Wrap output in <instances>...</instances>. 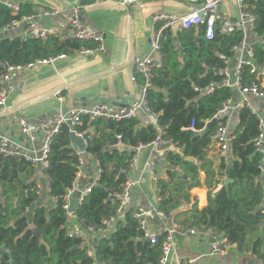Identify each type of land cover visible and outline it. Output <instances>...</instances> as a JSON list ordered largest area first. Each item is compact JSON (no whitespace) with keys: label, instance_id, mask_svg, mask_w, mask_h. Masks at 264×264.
Segmentation results:
<instances>
[{"label":"trees","instance_id":"16d2710c","mask_svg":"<svg viewBox=\"0 0 264 264\" xmlns=\"http://www.w3.org/2000/svg\"><path fill=\"white\" fill-rule=\"evenodd\" d=\"M245 10L255 16L253 32L262 38L252 44L255 65L263 69V74L251 73L250 65L242 68L244 84H260L264 78V0H244ZM32 5L19 4V12L0 5V24L32 13ZM175 35V36H174ZM176 37L178 46L173 43ZM243 37L242 30L223 35L216 31L213 39H206L203 26L197 29L178 30L175 34L169 28L161 32V52L163 64L153 76L154 87L148 93V108L158 114L156 124L164 128V136L183 146V155L166 157L170 165L184 167L187 179L174 170H167L168 180L161 181L159 209L169 214L179 205L166 189H186L200 184L198 169H205L214 178L205 149L216 125L202 130L206 121L212 119L221 103L234 96L232 89L220 87L213 93L204 94L209 83H219V71L223 67V57L233 53ZM93 41L63 40L49 37L45 40L29 39L22 42L18 36L0 38V74L3 64L28 63L38 58L58 54H70L83 49H93ZM178 48L182 49V54ZM211 68L210 71L207 69ZM218 71L214 72L212 69ZM1 88V84H0ZM239 123L234 128L230 151L236 159L228 169L232 180L215 193L208 196V205L198 209L192 207L189 226L212 227L222 232L229 242L236 243L240 250L250 252L251 258L264 264V215L257 208L261 200V187L257 180L258 164L262 156L256 152L254 139L260 132L256 117L246 108L239 111ZM194 120L198 132L182 128ZM136 118L111 120L104 118H81L76 129L84 132L88 140L86 150L94 155L102 169L99 186H107L109 192L94 186L78 205L72 220L100 227L102 219L114 212L118 199L111 197L121 191L127 181L129 163L139 144H148L156 136L153 124L138 127ZM90 127L94 131L90 133ZM120 135V139H117ZM111 148H106L107 145ZM127 145L131 150H121L118 145ZM193 157L203 162L201 167L185 161ZM49 165L44 169L50 198L57 203L46 206L41 203V192L34 180L33 167L18 157L0 155V264H93L97 261L106 264H155L161 253V237L152 244L146 241L132 209L124 212L122 220L115 223L109 237L91 240L92 257L87 255V245L77 238L67 235V217L62 208V196L74 180L77 169V155L70 146L67 127L63 126L53 140L48 154ZM208 180V179H206ZM188 181V182H187ZM255 191V192H254ZM187 198V194L183 195ZM174 201V202H173ZM28 212L25 213V210ZM183 223H185L183 221ZM34 229L38 230V236ZM253 236V237H252ZM8 249V252L5 251Z\"/></svg>","mask_w":264,"mask_h":264},{"label":"crops","instance_id":"0c3cea01","mask_svg":"<svg viewBox=\"0 0 264 264\" xmlns=\"http://www.w3.org/2000/svg\"><path fill=\"white\" fill-rule=\"evenodd\" d=\"M19 1L31 4L33 10L38 8L57 9L58 14L46 20L47 22L53 23H59L64 20L69 13L70 7L78 4L80 6L82 23L96 27L104 34L103 49L100 51H92L89 53L78 51L65 54L64 57L57 58L51 64L35 65L25 69L21 73L12 75V80L15 85L6 99L5 109L0 110V132L7 134L16 141H23L28 146L32 144L35 148H38L40 137L38 131L39 125L52 116L58 108H90L99 102L117 106L133 101L138 95V89L130 80L132 59L136 55L143 54L148 49V35L153 26L152 15L156 12L163 11L181 16L190 11L196 0H138L137 4L125 5H121L112 0ZM221 7L231 17H234L237 13L235 0H223ZM23 28H25V25L20 26L17 30L9 32L6 35H0V38L5 36L9 38L19 36ZM253 28L243 29V37L241 40L243 45L240 42L233 49L231 56L223 57V61L227 59L230 70L236 67L241 57H246L243 54L244 47H252L253 43L261 41L262 38L255 35ZM176 32L177 30H172L173 34ZM253 63L255 64V61ZM258 74H263V69H260ZM259 86L264 90V78H262ZM247 100H250L257 106L264 107V100L260 98L249 96ZM261 111L264 115V108ZM238 114V111H231L230 119L233 118L232 116L236 119V122L232 119L234 120V124H231V132H233L239 123ZM157 115L151 111L145 112L139 110L135 117L139 121L138 127L149 124L157 125ZM21 121H24L30 128V134L23 136L20 134L19 128ZM88 130L92 133L94 128L90 127ZM176 144L177 150L169 151L171 153L165 154L162 165L157 168L160 185L161 181L168 180V169L175 170L183 179H187V173L184 167L170 165L166 160L169 154L183 155V146L178 143ZM120 145L122 144H119L118 147ZM70 146L75 154L77 152L80 153L79 157L83 163L80 176L76 178L75 184L81 191L89 186L90 180L95 172V166L99 161L94 155L90 156L84 153L83 148L80 149L71 139ZM106 148L110 149L111 145L108 144ZM121 150L128 151L131 148L123 145V149ZM205 152V158L211 162L210 167L214 172V178H210V175L208 176L206 174L205 169L199 168L203 165V162L193 157H185V161L199 168L198 181L200 184L188 189L185 186L179 190L172 188L166 189V196L171 195L173 200L179 197V205L176 208H172L169 214H167L168 219L165 221L166 224L169 225L174 222L180 226L193 227L194 225L189 226V221L191 222L193 219V217H189L192 207L194 205L198 209L206 207L208 205V196L214 197L217 191L232 182L228 176L229 166L236 159L232 152L230 150L224 153L220 152L212 136ZM135 153V163L133 166H130L129 163V169L127 170V179L134 182L130 188L128 207L134 211H150L152 207L159 209L161 190L160 192L156 191L152 182V175L145 166L146 162L156 153V150L150 146H144ZM33 169L35 170L34 175L30 180H34L35 184L37 183L36 186L40 189V192L41 187L45 186L48 194V182L44 174H39V166ZM187 180L191 182L190 179ZM224 180H227V182L224 183ZM257 180L260 183L262 194L257 206L258 208L264 202L260 169ZM198 190L202 193L201 195ZM184 194H187V198L183 197ZM48 197L49 202L52 201L49 194ZM41 203L44 204L42 201ZM185 218H188L189 221H185ZM146 220H148V223L152 225L154 230H159L163 225V222L151 213L147 215ZM214 232L216 235L224 236L222 232ZM175 242V253L170 256L168 264H190L189 260L193 258H197V261L202 264H217L221 262L228 264H259L256 259L251 258L249 251L243 249L247 251L245 253L236 244V248L232 251L230 250L226 255L213 256L207 254L209 239L203 240L198 238V236H180L176 234Z\"/></svg>","mask_w":264,"mask_h":264},{"label":"built area","instance_id":"2783aa9c","mask_svg":"<svg viewBox=\"0 0 264 264\" xmlns=\"http://www.w3.org/2000/svg\"><path fill=\"white\" fill-rule=\"evenodd\" d=\"M114 2L125 4H137L138 0H112ZM223 0H196L192 5L190 11L181 16H177L168 12H156L152 15L153 26L148 35V49L146 52L140 55H136L132 59V73L130 80L138 89V95L130 103L122 105H113L110 103L99 102L94 106L88 107H70L67 109L58 108L52 116H50L45 122L39 125L38 131L39 147L35 148L34 145H26L23 141H16L7 134L0 132V155L22 158L28 162L33 168L39 166V174L44 172V169L48 167L49 160L48 154L50 146L55 137L61 131L63 126L67 127L68 134L74 133L77 137L82 139L83 152L92 156L93 154L86 150L87 138L84 132L76 129V125L81 122L83 116H87L90 120L97 118L121 120L135 118L139 110L149 112L148 108V93L149 90L154 87L152 79L156 70L160 69L163 64V55L161 52V32L164 28L173 30H182L203 26L204 36L206 39H213L216 31L223 35H229L237 30L249 29L254 27L255 16L244 9V0H235L237 13L234 17L227 15L222 10ZM19 0H0V5L8 8L12 15H17L19 12ZM58 14L57 9L38 8L33 10L32 13L23 15L18 19H13L10 22L0 24V35H6L9 32H13L25 25V28L19 34V39L25 42L29 39L45 40L49 37L55 38L59 41L63 40H84L93 41L96 46L93 49H83L80 51L89 53L92 51H100L103 49V32L89 25H85L81 21L80 6L74 4L70 7L67 17L59 23L47 22V19H51ZM243 45V43L241 42ZM241 45V48H242ZM236 46L233 47L236 48ZM243 54L246 57H241L238 64L233 70H230L227 64V59L223 61V67L219 71L221 75V81L219 83H209L202 90L204 94L213 93L215 89L220 87H226L232 89L234 96L224 100L221 106L217 110L214 116L217 119L216 128L212 135L213 141L217 144L219 151L224 153L230 148V144L233 139L231 132V120L236 119L234 116L230 119L231 111H240L246 107L257 119L260 132L254 139V147L256 152L262 156V160L259 164V169L262 176V186L264 192V115L261 111L264 107L253 104L247 98L249 96L253 98H260L264 100V90L259 84L252 82L250 84H244L242 81V68L243 66L250 65L251 73H258L262 68L255 66L253 63V49L252 47H244ZM65 54H58L54 56H48L35 59L28 63H20L15 65H6L4 71L0 74V110L5 109V103L7 97L10 95L14 88L12 75L21 73L25 69L31 68L39 64H51L57 58L64 57ZM264 106V103H263ZM211 120V119H210ZM208 120V121H210ZM238 123V122H237ZM236 123V124H237ZM156 136L148 144H139L135 148V152L142 149L144 146H150L156 150V153L146 162L145 166L152 175V182L157 192H160V177L158 175L157 168L162 165L163 156L177 150V142H174L171 138L164 136V128L160 125H155ZM191 132H197L195 122L192 119L187 127L182 128ZM20 134H30V128L24 121L20 122L19 128ZM21 136V137H22ZM117 139H120V135H117ZM171 151V152H169ZM136 154V153H135ZM77 169L75 172L74 180L69 188L66 189L62 196V208L65 211L67 217L68 231L67 235L70 238H77L81 243L87 245V255L92 257L91 252V240H95L99 237H109L114 230L115 223L122 220L124 212L128 210L130 188L134 184L130 179H127L126 183L122 186L119 193L114 194V197L118 199V204L114 209V212L108 218L102 219V225L96 227L84 223L72 220L74 212H69V201L75 190L78 192V203L80 205L83 198L91 192L94 186L98 185L101 177L102 169L99 163L95 166V172L90 180V184L83 190H79L75 186L76 178L80 176L82 169V161L80 159V153H76ZM135 163V155L130 161V166ZM57 198L52 199L53 204L56 205ZM157 207V206H156ZM261 214L264 215V202L258 207ZM28 209L25 210V213ZM151 213L155 215L157 219L163 222L162 227L159 230H154L152 225L146 220L147 215ZM132 216L137 219L139 226L143 232L142 238L150 243L154 244L158 238L161 237V253L155 264H168L170 256L175 253V235L180 236H198L203 240H210L207 248V254L213 256H223L229 253V251L236 248L233 242H229L226 237L216 235L212 227H205L194 225L193 227L180 226L177 223L172 222L166 224L168 219L167 214L152 207L150 211L132 210ZM8 252V249H5ZM190 264H202L197 261V258L189 260ZM8 264H13L10 260ZM93 264H106L105 262L97 261ZM228 264V263H217Z\"/></svg>","mask_w":264,"mask_h":264},{"label":"water","instance_id":"95a60500","mask_svg":"<svg viewBox=\"0 0 264 264\" xmlns=\"http://www.w3.org/2000/svg\"><path fill=\"white\" fill-rule=\"evenodd\" d=\"M173 42H174V44H175L176 46H178V41H177V38H176V37L173 38ZM179 51H180V53H182V49H181V48H179ZM6 65H7V64L4 63V64H3V67L6 68ZM207 70L210 71L211 68H208ZM212 70H213L214 72H217V71H218L216 68H213ZM215 124H216V118H212L210 121L207 122L206 127H205V129H204L203 131L205 132L209 127H211V126H213V125H215ZM231 124H232V125L234 124V120H231ZM69 136H70V139H71L74 143H76L77 146H78L80 149L83 148V142H82V139H81V138L77 137L74 133H70ZM119 148H120V149H123V145H120ZM226 182H227V180H224V183H226ZM96 187H101L102 190H104V191H106V192H109L107 186H99V185H96ZM111 197L113 198L114 196L112 195ZM77 198H78V192H77V190H75V191L73 192V194H72V197H71L70 201H69V208H68V211H69V212H75V210L77 209V207H78V205H79V203H78V199H77ZM137 212H139V210H137ZM34 232H35V234L38 236V230H37V229H34Z\"/></svg>","mask_w":264,"mask_h":264},{"label":"rangeland","instance_id":"374dc122","mask_svg":"<svg viewBox=\"0 0 264 264\" xmlns=\"http://www.w3.org/2000/svg\"><path fill=\"white\" fill-rule=\"evenodd\" d=\"M36 185H37V183H36ZM44 188H45V186L41 187V201L44 203V205L48 206V205L52 204L53 202L52 201L49 202V197H48V194L46 192V188L45 189ZM198 192L200 195L202 194L199 190H198ZM243 251L245 253H247V251H245V250H243Z\"/></svg>","mask_w":264,"mask_h":264}]
</instances>
